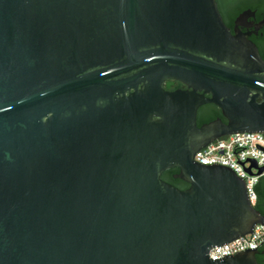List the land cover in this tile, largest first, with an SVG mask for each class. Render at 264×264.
<instances>
[{"label": "water", "instance_id": "obj_1", "mask_svg": "<svg viewBox=\"0 0 264 264\" xmlns=\"http://www.w3.org/2000/svg\"><path fill=\"white\" fill-rule=\"evenodd\" d=\"M235 132L264 133V60L216 0H0V264H258L207 254L264 223L193 159Z\"/></svg>", "mask_w": 264, "mask_h": 264}, {"label": "built area", "instance_id": "obj_2", "mask_svg": "<svg viewBox=\"0 0 264 264\" xmlns=\"http://www.w3.org/2000/svg\"><path fill=\"white\" fill-rule=\"evenodd\" d=\"M193 159L203 165L215 163L230 168L244 181L247 200L253 206L255 185L259 179H264V133L235 132L216 138L198 149ZM263 240L264 223L256 224L250 233L213 246L207 254L211 259L222 257V254L234 255L246 248L256 249Z\"/></svg>", "mask_w": 264, "mask_h": 264}, {"label": "flooded vegetation", "instance_id": "obj_3", "mask_svg": "<svg viewBox=\"0 0 264 264\" xmlns=\"http://www.w3.org/2000/svg\"><path fill=\"white\" fill-rule=\"evenodd\" d=\"M216 3L223 22L230 29V31L234 32V30H237L240 34H243L247 39L253 42L257 47L261 58L264 60V7L257 5L255 8L241 6L231 8L229 5L224 4L222 0H216ZM163 86L169 87V89L166 90H174L177 88L186 89L183 84L173 79L165 80ZM205 96L208 95L205 94ZM213 111L214 113H212ZM216 118H220L225 122L220 110L215 105L206 103L197 108V124L201 125L208 122V120L210 121ZM174 175L173 179L179 181V184L188 187L186 182L180 180Z\"/></svg>", "mask_w": 264, "mask_h": 264}, {"label": "trees", "instance_id": "obj_4", "mask_svg": "<svg viewBox=\"0 0 264 264\" xmlns=\"http://www.w3.org/2000/svg\"><path fill=\"white\" fill-rule=\"evenodd\" d=\"M222 2L224 4L229 5L231 8H236L239 6L255 8L257 7V5L264 7V0H222ZM163 87L164 89H169L168 86H163ZM214 111L212 113H214ZM197 125L199 126L200 124ZM177 172H178L177 168L166 169L161 173L160 178L163 181L177 187L178 189H185L184 188L186 187L185 185H181L179 184V181L173 179V175L176 174ZM255 192H256V201L253 204V207L261 214H264V179L263 178L259 179V181L255 185ZM256 249H257V254L255 255L256 261L258 262V264H264V240L260 243V245Z\"/></svg>", "mask_w": 264, "mask_h": 264}]
</instances>
